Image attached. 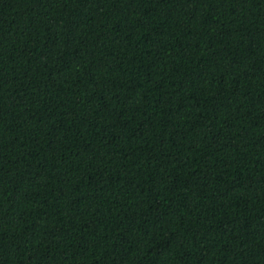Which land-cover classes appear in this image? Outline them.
I'll return each mask as SVG.
<instances>
[{
    "label": "trees",
    "instance_id": "obj_1",
    "mask_svg": "<svg viewBox=\"0 0 264 264\" xmlns=\"http://www.w3.org/2000/svg\"><path fill=\"white\" fill-rule=\"evenodd\" d=\"M0 264H264V0H0Z\"/></svg>",
    "mask_w": 264,
    "mask_h": 264
}]
</instances>
